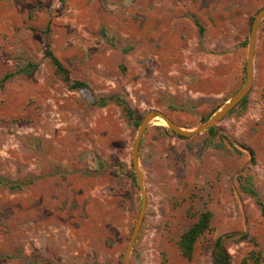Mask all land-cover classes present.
Masks as SVG:
<instances>
[{
  "label": "rangeland",
  "instance_id": "1",
  "mask_svg": "<svg viewBox=\"0 0 264 264\" xmlns=\"http://www.w3.org/2000/svg\"><path fill=\"white\" fill-rule=\"evenodd\" d=\"M262 7L264 0H0V79L37 64L0 89V177L31 180L21 191L0 188V264H123L141 205L131 166L137 131L118 105L93 101L118 95L140 119L155 110L186 130L204 124L244 83L249 29ZM46 45L89 90L54 77ZM214 130L181 139L161 118L147 126L138 150L146 209L129 264H212L215 240L229 233L230 264L250 250L264 264V219L240 190L247 180L264 205V19L246 108ZM205 210L213 232L188 261L177 242Z\"/></svg>",
  "mask_w": 264,
  "mask_h": 264
},
{
  "label": "trees",
  "instance_id": "2",
  "mask_svg": "<svg viewBox=\"0 0 264 264\" xmlns=\"http://www.w3.org/2000/svg\"><path fill=\"white\" fill-rule=\"evenodd\" d=\"M64 2L65 0H59ZM193 24L197 29L199 38L203 37L204 28L199 23L198 19L194 16L191 17ZM49 26L47 25L44 29V33L47 34ZM102 38L107 41V35L104 29H101ZM245 46V44H244ZM42 58L47 61L53 71L54 77L61 83L68 86L70 90H89L88 85L80 80L72 79L69 71L64 67L60 60L54 55L52 50L48 45L43 50ZM37 69V64L28 63L25 66L18 67L14 72L7 73L3 75L0 79V89H2L7 81L15 76H29ZM110 103L116 104L121 108V112L129 122L130 126L137 131L140 118L137 117L133 109L126 103V101L118 95H109L104 97H99L93 101V106L103 108ZM247 96L228 114L240 109L241 111L246 108ZM206 122V120H204ZM158 129H164L163 127ZM170 134L174 135L172 132L168 131ZM205 133L210 135H216L217 133L213 128L207 130ZM179 137V136H178ZM183 139V137H179ZM131 180L134 182L133 175L130 176ZM240 179V178H239ZM242 179V178H241ZM31 184V180L27 179L23 182H14L5 178L0 177V188L5 187L10 191H21L23 186ZM240 190L243 194L252 198L259 209L261 217L264 219V205L253 186L247 181L243 180L240 184ZM212 214L211 212L205 210L198 214L196 220L188 227V229L180 236L177 242V248L182 258L186 260H191L194 247L196 243L206 234H211L213 228L211 226ZM239 242L248 241L255 245L254 241L248 239L247 235H240L237 237ZM212 264H230V257L220 243V239L217 238L213 244L211 250ZM162 264H165L163 262ZM241 264H262V257L258 250H250L241 260Z\"/></svg>",
  "mask_w": 264,
  "mask_h": 264
},
{
  "label": "water",
  "instance_id": "3",
  "mask_svg": "<svg viewBox=\"0 0 264 264\" xmlns=\"http://www.w3.org/2000/svg\"><path fill=\"white\" fill-rule=\"evenodd\" d=\"M264 19V7H262L254 16L252 23L249 29V38H248V45H247V52H246V61H245V80L241 87L233 93V95L224 103L222 104L209 118L208 120L192 129L186 130L179 127L177 124L173 123L171 119L162 112L151 110L145 113L142 117L139 127L137 129L132 149H131V166L135 174L137 186L139 188L140 196H141V205L138 211V215L133 226L132 232L129 236L128 242L123 252V264H129L130 262V253L135 242V239L138 235L140 230L145 209H146V194H145V187L143 182V177L141 171L139 169L138 164V150L141 138L143 133L145 132L147 126L156 118H161L167 128L174 133L175 135L183 138H189L194 135H199L207 130L217 127L218 122L223 119L231 110H233L250 92L253 82V57L256 45V36L258 33L259 25L261 21ZM235 235V233H229L223 235L220 239V243L223 246V238L227 236Z\"/></svg>",
  "mask_w": 264,
  "mask_h": 264
},
{
  "label": "bare ground",
  "instance_id": "4",
  "mask_svg": "<svg viewBox=\"0 0 264 264\" xmlns=\"http://www.w3.org/2000/svg\"><path fill=\"white\" fill-rule=\"evenodd\" d=\"M162 120V119H161ZM163 121V120H162ZM164 122V121H163ZM165 124V123H164Z\"/></svg>",
  "mask_w": 264,
  "mask_h": 264
}]
</instances>
